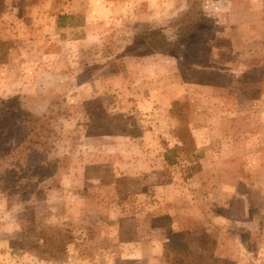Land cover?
<instances>
[{
  "label": "rangeland",
  "instance_id": "obj_1",
  "mask_svg": "<svg viewBox=\"0 0 264 264\" xmlns=\"http://www.w3.org/2000/svg\"><path fill=\"white\" fill-rule=\"evenodd\" d=\"M12 98L50 136L0 190V264H164L178 231L264 264V0H0Z\"/></svg>",
  "mask_w": 264,
  "mask_h": 264
},
{
  "label": "trees",
  "instance_id": "obj_2",
  "mask_svg": "<svg viewBox=\"0 0 264 264\" xmlns=\"http://www.w3.org/2000/svg\"><path fill=\"white\" fill-rule=\"evenodd\" d=\"M174 43L181 44L182 42L175 40ZM203 47L196 48V50H207L205 46ZM16 107H18V103L14 98L0 100V171L5 173V176L0 178V190L7 192L11 188L15 190V193H18V188L21 183H24L21 180L24 178L25 172L20 174L16 165L12 166L14 161L24 158L29 164L38 155L39 149L47 152L46 143H49L50 133L45 118L41 116L24 113L20 116V120L15 122L17 118L11 111ZM15 129H17L16 133ZM14 134L19 138L10 143ZM181 142L183 145L188 143L186 138H181ZM7 164H10V167L3 169ZM6 184H10V186L5 187ZM42 190L41 188L31 189L22 194L28 195L30 191H33L35 195L39 196L43 193ZM191 235L189 231H178L167 237L162 244L161 259L164 264H235L230 260L215 257L208 246L209 240H206L203 248L196 254L193 250ZM71 240L72 236L60 228H43L41 231L42 246L49 254H63L66 245Z\"/></svg>",
  "mask_w": 264,
  "mask_h": 264
}]
</instances>
